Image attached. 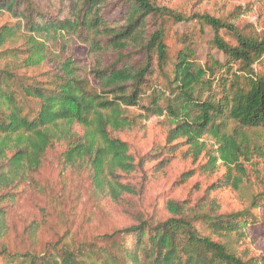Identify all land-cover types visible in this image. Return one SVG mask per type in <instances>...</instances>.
<instances>
[{
	"label": "trees",
	"instance_id": "obj_1",
	"mask_svg": "<svg viewBox=\"0 0 264 264\" xmlns=\"http://www.w3.org/2000/svg\"><path fill=\"white\" fill-rule=\"evenodd\" d=\"M240 9L225 21L176 13L152 0H0V17L13 20L0 25V48L19 34L24 38L23 46L0 51V241L8 231V205L16 202L12 190L57 143L64 145L61 166L87 171L95 193L114 201L134 193L121 179L142 159L136 162L116 134L153 116L174 120L169 141L183 137L196 154L205 150L209 168L225 167L217 186L239 188L254 154L262 155L264 132V34L235 25ZM168 18L209 26V44L223 59L200 63L188 49L170 59ZM221 29L234 43L220 37ZM73 38L89 47L88 63L67 55ZM41 64L50 67L40 79L19 74ZM155 74L163 81L151 83ZM204 137L212 146L205 148ZM166 206L171 216L165 220L139 218L55 252L61 264H255L234 242L253 230L264 234V187L241 211L189 216L175 201ZM0 255L2 264H40L51 254H11L0 246Z\"/></svg>",
	"mask_w": 264,
	"mask_h": 264
},
{
	"label": "rangeland",
	"instance_id": "obj_2",
	"mask_svg": "<svg viewBox=\"0 0 264 264\" xmlns=\"http://www.w3.org/2000/svg\"><path fill=\"white\" fill-rule=\"evenodd\" d=\"M152 1L158 7L176 13L187 16L205 13L225 21L230 20L229 15L240 7L236 12L240 17L235 25L243 31L251 29L254 33L264 34V0ZM12 21L6 13L0 17V25ZM164 28V42L170 59L183 49L192 52L200 63L206 62L210 56L223 59L222 53L209 44L214 34L212 29L196 19L174 23L168 18ZM219 35L234 43L226 30H219ZM23 45L24 38L19 34L0 51ZM88 50L86 44L75 38L66 44L67 55L84 63L89 62ZM49 67L41 64L19 70V74L23 79H40L41 73ZM169 68L168 64L167 70ZM162 81L160 74L151 79L153 84ZM174 126L171 117L153 116L133 130L116 134L127 142L136 162L142 159L135 171L123 174L121 179L134 188V193L124 194L116 201L94 192L87 171L64 169L60 164L64 145L57 143L46 152L39 169L12 190L17 193L16 202L8 205V231L0 246L6 247L11 254L38 256L50 252L51 255L42 259L40 264H61L63 258L57 256L56 249L78 248L93 241L97 235L133 224L139 218L165 220L171 216L166 206L170 200L183 206L189 216L202 211L229 213L245 209L251 197L264 187V132L260 139L263 142L262 155L254 154L248 177L243 179L239 188H233L216 185L217 179L225 173V167L209 168L205 150L196 154L183 137L168 140V129ZM201 141L205 148L212 146L208 137ZM234 245L242 256L252 258L255 264H264V234L253 230L247 237L236 240Z\"/></svg>",
	"mask_w": 264,
	"mask_h": 264
}]
</instances>
